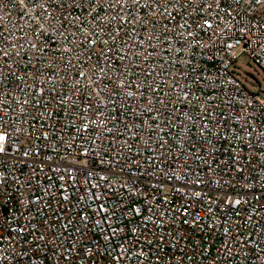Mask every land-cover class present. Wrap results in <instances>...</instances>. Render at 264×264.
<instances>
[{
  "label": "built area",
  "instance_id": "obj_1",
  "mask_svg": "<svg viewBox=\"0 0 264 264\" xmlns=\"http://www.w3.org/2000/svg\"><path fill=\"white\" fill-rule=\"evenodd\" d=\"M264 0H0V264H264Z\"/></svg>",
  "mask_w": 264,
  "mask_h": 264
},
{
  "label": "rangeland",
  "instance_id": "obj_2",
  "mask_svg": "<svg viewBox=\"0 0 264 264\" xmlns=\"http://www.w3.org/2000/svg\"><path fill=\"white\" fill-rule=\"evenodd\" d=\"M235 73L247 85L254 90L264 91V74L255 65L248 61L245 55L238 58L235 64Z\"/></svg>",
  "mask_w": 264,
  "mask_h": 264
}]
</instances>
